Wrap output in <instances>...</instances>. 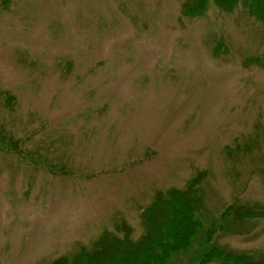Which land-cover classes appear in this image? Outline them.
I'll return each instance as SVG.
<instances>
[{"label":"rangeland","instance_id":"obj_1","mask_svg":"<svg viewBox=\"0 0 264 264\" xmlns=\"http://www.w3.org/2000/svg\"><path fill=\"white\" fill-rule=\"evenodd\" d=\"M155 205L112 264H264V0H0V264L137 242Z\"/></svg>","mask_w":264,"mask_h":264},{"label":"trees","instance_id":"obj_2","mask_svg":"<svg viewBox=\"0 0 264 264\" xmlns=\"http://www.w3.org/2000/svg\"><path fill=\"white\" fill-rule=\"evenodd\" d=\"M185 197L194 212H199L202 205L201 198L191 193H186ZM163 205H155L143 212L141 219L146 233L137 242L131 240L132 228L127 223H123L117 230L125 234L124 238L118 239L113 233L106 232L93 245V251L77 254L73 259L61 257L53 261L52 264H112L115 262V260H112L115 257H125L126 259L129 256H136L139 252L149 250L152 241L160 233L169 215L167 208H164L165 205ZM231 211L234 219L241 223L247 218L258 216L256 212L247 206L231 208L229 214ZM151 225H154L155 229H149L148 227H151ZM248 263L251 264L252 262L248 261ZM200 264H202V261Z\"/></svg>","mask_w":264,"mask_h":264}]
</instances>
